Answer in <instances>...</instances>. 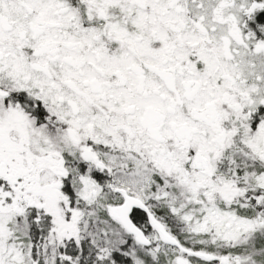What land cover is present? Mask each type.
<instances>
[{
	"label": "snow or ice",
	"instance_id": "1",
	"mask_svg": "<svg viewBox=\"0 0 264 264\" xmlns=\"http://www.w3.org/2000/svg\"><path fill=\"white\" fill-rule=\"evenodd\" d=\"M0 264H264V0H0Z\"/></svg>",
	"mask_w": 264,
	"mask_h": 264
}]
</instances>
